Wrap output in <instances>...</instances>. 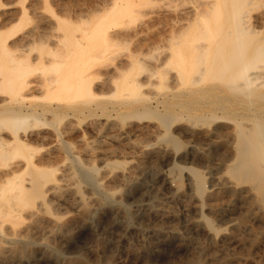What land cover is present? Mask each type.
<instances>
[{"label": "bare ground", "instance_id": "bare-ground-1", "mask_svg": "<svg viewBox=\"0 0 264 264\" xmlns=\"http://www.w3.org/2000/svg\"><path fill=\"white\" fill-rule=\"evenodd\" d=\"M65 2L40 0L41 6L36 8L27 6V0H20L21 8L17 11L0 0L1 239L7 235L5 225L11 227L14 237V231L24 220H32L26 234L38 235L49 229L57 243L64 242L73 236L78 223L96 217L104 204H120L116 191L119 185L116 190L105 189L98 178V167L84 163L83 152H88L89 148L92 152L98 150L86 143L89 134L86 127L75 141L77 124L90 117L95 120L156 119L165 129L161 139L176 150L181 142L171 129L178 114H191L192 121L203 124L216 123L212 133L204 135L209 140L222 138L221 130L232 125L228 133L233 137L228 147L229 158L222 162L224 174L213 176L214 188L205 187L207 179L200 171L189 170L192 199L205 198L213 189L219 195L230 190L240 196L243 195L241 189L248 187L244 199L250 203L251 210L256 208L261 212L264 220V0H98L86 6L75 4L77 1ZM159 29L164 34L157 35L160 40L155 38L163 41V45L156 42V46L148 48L150 39L149 43L144 41L146 44L136 41L137 47H131L128 53L125 51L126 65L121 62L115 65L122 57L119 51L127 45L125 43L150 30L154 35L153 30ZM135 40L130 43L136 44ZM146 45L147 50L156 53L151 51L156 55L151 53L154 58L151 62L148 60L150 52L143 49ZM109 66L114 67L107 68L104 74L103 68ZM103 76H109L110 84L112 79L116 80L112 81L114 87L108 93L104 88L109 83L102 80ZM148 88H165V91L159 89L164 93L152 98L145 92ZM94 126L96 133L101 134L103 126ZM143 129L137 126L125 131L120 127L117 137L129 138ZM181 133L198 139L194 129L181 130ZM77 144H82L80 149L77 147L79 153L72 147ZM148 146L141 150L138 158L126 164L133 165L131 169L126 165L118 167L117 162L109 165L120 169L122 174L115 180L121 188H131L141 178L146 162L166 161L164 147ZM98 156L96 154L93 160ZM178 169L181 168L176 167ZM116 170L111 171V175ZM156 172L169 185L168 170ZM73 179L80 182L73 186L70 184ZM82 183L95 193L86 196ZM101 193L103 196H97ZM183 194L174 191L172 201L179 200ZM148 204L144 210L146 217L171 216L172 211ZM56 205L67 206V215L58 213L62 208L58 212L53 210ZM228 210V206L222 207L216 209L215 214L223 216ZM26 214L31 219H25ZM125 215L131 217L127 212ZM186 221L187 227L206 236L209 244L223 243L221 238L225 234L220 235L223 229L214 227L204 215ZM231 223L225 231L238 228ZM153 233L164 240L181 236L176 228L156 227ZM31 241L23 240L14 248L3 244L0 264H14L20 255L25 256L24 248H28L25 245L33 243ZM204 250L202 244L195 254ZM74 263L87 264L82 259ZM187 264H201L199 255Z\"/></svg>", "mask_w": 264, "mask_h": 264}, {"label": "rangeland", "instance_id": "rangeland-1", "mask_svg": "<svg viewBox=\"0 0 264 264\" xmlns=\"http://www.w3.org/2000/svg\"><path fill=\"white\" fill-rule=\"evenodd\" d=\"M1 1L5 5H10L14 7V9L17 11H19L21 8V5L19 4L20 0H13V1L4 0L5 3L3 0ZM10 1H12L13 3H11ZM63 1L64 2L66 1L65 3L67 4H74L75 1H77V3L75 4H81L86 6L98 0H69V1L63 0ZM26 5L35 6L36 8L41 6L40 0H27ZM160 30L161 29H159L158 31L153 30L155 32L154 35L153 33H151L150 30V33L149 32L148 34L147 32L145 33L146 35L150 34L149 36H146L145 34L142 33L139 37L140 39L135 38L136 40L135 39L132 40H135V42L141 41L144 44L149 43V41L151 40L152 42L150 41L149 45L147 44L148 48L149 46L150 47L154 46L156 42H157L156 45H160L161 42L163 45L164 44L163 41L159 42L160 39L159 36H157L160 35L162 37V35L164 34V31H160ZM155 37H157L159 40L157 41ZM152 39H154L155 42ZM130 41L128 42L130 43ZM137 42L136 44L130 43V45L129 43H125V45L126 44L127 45L124 47L122 46V48L119 51L123 53V54L120 53L122 54V57H120L121 55L119 54L120 59L117 60L115 65L120 64V62L121 64L123 63L126 65L127 53L131 47H132L131 49H133L135 45H136L135 47H137ZM147 45L144 46L143 48L144 50L147 48ZM127 46L130 47L128 48ZM146 50L145 52L147 51L150 52L148 53L150 55L152 52L155 53L152 50H151L152 52ZM155 54H153L154 57L156 56ZM124 55L126 56L124 57ZM148 56L149 55H147V57ZM151 56L148 57L149 58L148 60L151 59L153 61L154 58L153 56L152 57ZM113 67L114 66L104 67L103 69L105 71L103 70L104 72L103 71L102 72L105 74L107 68L108 70H111ZM115 76L116 78L118 77V75ZM108 78L109 76H103L102 80H105L106 82L109 83L110 78L109 79ZM112 81H116V80L112 79L110 81L113 85L109 83L108 85H106L107 87L105 86L104 88L105 93L110 92L111 89L114 87V83ZM151 89L152 90H149V88L147 90L145 89V92H149L148 96L151 97L152 95V98L163 94L165 91V88H151ZM159 89H164L163 93H161L162 91L159 92L158 91ZM184 115L178 114L175 118L176 120L174 119L176 122L173 120L175 124L172 123L171 131L173 133H176V138L179 139V143L181 142L180 144L182 147L181 148L179 146L180 148L178 147L177 150L162 140L165 129L162 126V124L156 119H152V120L145 119L143 121L140 120L137 121V119L135 118L119 117L114 119L101 118V120H95L94 117H90L92 119L87 118L84 123L77 124L78 128L75 134V138H76L75 141L78 140V137L80 136L83 127H86L89 133L87 135L86 143L89 144L91 143L90 144V146L92 145L91 147L95 146L98 149L97 151L92 152L89 148V151L91 152L89 151L83 152L82 155L85 161L84 163L86 165L92 164L98 167L99 169L98 178L103 183L105 189L109 188L110 190H116L118 189L117 187L119 185L120 189L116 191L118 193L117 197L120 200V204L108 205L109 207L107 206V203L104 204L100 209V211H98V213L95 215L96 217H92L93 219L92 218L88 219V221L86 222L78 223L73 229L75 231L73 232V236H71L68 240L64 242L59 241L57 243V239L55 240V238L49 233V229H46L48 232H46V230H42V232L40 231L38 235L32 234L31 232L26 234L25 230L27 227H30L32 225L33 223L31 222L32 220L31 221L24 220L23 221L24 224L19 225L17 229L14 231L15 234L17 233L19 236L17 234L15 236L14 234V237L13 234H11L13 232L11 227H8L9 225H5V227L7 226L6 228H4L7 235L6 237L3 236V238L6 239L5 242L7 244L4 242L3 238L1 239L2 236L0 235V247H3L4 246L3 244H5V246L9 245L7 247L11 246L12 248H14L13 246L15 245H16L15 247L21 245L23 240L30 239V241L31 240L33 241L34 244L30 243L29 245H25L26 247L28 246V248L32 250L28 248H24L25 250L24 254L26 253L25 256L20 255L21 258L23 256V259L24 258L25 259L23 260L19 256V258L16 259V262L14 264H77L74 263L76 262L77 259L78 260L82 259L87 264H187L190 261V259H193V257L196 255H199V260L201 264H214V263L215 264H264V220H262L263 217H261L262 216L261 212H259L258 210L256 211V208H252L251 210V208H249L251 207L250 203L247 200H245L246 199L244 197L246 196L245 189H248V187L241 189L242 191L240 193L243 194L244 196L240 194H239L240 196L238 195L235 196L230 192V190L223 194L220 193V195L218 191H216L215 189L209 191L212 188H214L212 187L214 186L213 184H215L213 178L216 175L224 174L225 167L223 163H225L226 160H228L229 158L228 147L233 142V137L231 138V136L228 134L232 129L231 127L232 125H230L227 129L225 128L221 130L220 133L223 136L222 138L216 139L217 141L215 140V138H211V140H209L208 137L206 136L212 133V130L213 128H215L216 123L213 124L211 122L208 123L204 122L203 124L197 121H192L193 118L191 114L185 116ZM91 122L93 126L94 124H97L100 127L103 126V130L101 134L96 133L94 128L95 126L93 127ZM137 126L144 128L142 132H139V134L135 133L129 138L117 137L118 135L117 129H119L120 127H124L125 131L126 130L128 131V129L131 130L132 128H135ZM186 129H194L197 132L198 139H192L191 137H187L186 135L181 133V130L183 131ZM91 130H94V132ZM86 143H84V145ZM151 145L154 148L164 147V149L167 152L165 158L166 161L164 163L161 162L160 160L146 162L142 167L143 173L141 178L136 183L131 185V188L130 187L121 188L119 181L115 179L119 177L122 173L120 169L116 170L115 168H117V166L120 167L121 165L125 167V165L129 161L132 162L133 158H138L141 150H143L144 147L148 146L149 148L150 147L153 148ZM81 146L82 144L81 145L77 144L72 147L76 153H79L78 149H80ZM115 153H117L118 155H116ZM96 154L97 156L100 154L99 155L100 157L98 156L97 160H93L95 159ZM92 161L94 164L92 163ZM116 162H117L116 167L109 166L110 164L112 165L115 164ZM132 166L131 164L126 165L127 169H131ZM175 166L180 167L181 169L176 170ZM172 167L174 168V170ZM158 169L168 170L167 178L168 180H170L169 181L170 183H168L170 186L165 184L164 178L162 176L157 175L156 171ZM113 170H116V172L111 175V171ZM189 170H191L192 172L200 171V174L206 177L207 180L205 179L206 180L205 187L209 189L208 190L209 194L205 196V198L200 197L197 198V200L192 199L193 196L190 190L191 185H189L191 183L192 173H190L191 171ZM176 175H178L179 178ZM58 176L61 177V174L58 173ZM75 178L77 180H80L77 177ZM175 178L176 179L178 178V180H176ZM74 179L72 180L73 183H70L73 184V186L74 184L76 183L78 184L80 182V181L77 182V180ZM80 185L82 191L86 196L90 197V195L92 196V193H95L90 189V186H87L83 183ZM174 191L175 192L181 191L182 194L185 193L183 194L184 198L181 197L182 199L180 198L179 200L172 201L171 196H173ZM97 196L101 197L103 196V193ZM155 196H157L156 199ZM241 197L243 199L245 198L244 201ZM148 202L149 204L151 203L157 205V207L159 206L158 207L159 209L172 211L171 216L167 218L165 217L166 219L165 218L154 219V218L146 217L144 215L146 211L144 210L147 206L145 204L146 203L148 204ZM111 206H113L112 207L113 209L111 208ZM187 206L188 208H186ZM226 206L229 207V210L223 216H218L215 214L216 209ZM56 207H54L53 210H56V212H58V210L59 209L61 210L62 208V211H59L58 213H61V215L64 216L67 215L65 214L67 213V211H69V208L67 206L65 205H63L62 207L58 206L57 209ZM126 212L129 213L131 217L127 218L125 215ZM255 212L258 213L257 216ZM200 215H204L205 217H207L210 223L217 229L219 230L223 229V231H220L221 237L225 234L221 238L223 241L221 245L214 246L209 244L206 236H204L202 233L197 234L192 230L191 227H187L188 221H186V219L189 221L196 220L199 219ZM258 215L261 218H259ZM25 216H24L25 219H31L28 214H26ZM160 220L162 223L160 222ZM28 221H30L31 224ZM232 221H234L233 223L238 225V228L233 229L234 228L233 227L230 228L228 231H225V229L228 227V225H230ZM156 227L158 228L164 227L166 229H170V228L179 229V232H181L180 239L170 237L169 239L166 238V240H164L160 237H155L153 231L154 228ZM25 235H29V236H25ZM32 235L35 239L32 238ZM34 235H36L37 237H35ZM44 236H46V238H44ZM47 237L50 240L47 239ZM232 237L233 238L235 237V239H232ZM225 238H227L228 240H226ZM7 240H9V242ZM45 240L48 242L47 246ZM163 241H165V243H163ZM182 241L183 242L185 241V243H183ZM42 243H44L45 245ZM49 243L51 245L50 247L48 246ZM202 244L203 246H205L204 252H202L201 254H195L197 252V248ZM56 245L58 246L61 245V247L59 248ZM54 251L56 253H52ZM57 252L59 253L61 252L62 254L61 253L57 254ZM58 257H61L63 259Z\"/></svg>", "mask_w": 264, "mask_h": 264}]
</instances>
